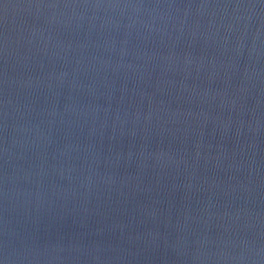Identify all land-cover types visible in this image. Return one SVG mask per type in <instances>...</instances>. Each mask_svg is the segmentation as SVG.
I'll return each mask as SVG.
<instances>
[{
	"label": "water",
	"instance_id": "95a60500",
	"mask_svg": "<svg viewBox=\"0 0 264 264\" xmlns=\"http://www.w3.org/2000/svg\"><path fill=\"white\" fill-rule=\"evenodd\" d=\"M0 264H264V0H0Z\"/></svg>",
	"mask_w": 264,
	"mask_h": 264
}]
</instances>
